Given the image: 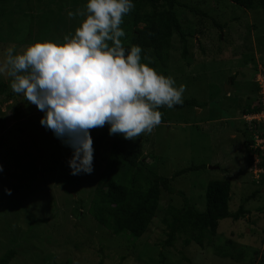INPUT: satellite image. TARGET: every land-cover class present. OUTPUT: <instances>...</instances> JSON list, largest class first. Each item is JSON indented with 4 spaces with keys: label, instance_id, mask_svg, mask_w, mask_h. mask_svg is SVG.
I'll return each instance as SVG.
<instances>
[{
    "label": "rangeland",
    "instance_id": "obj_1",
    "mask_svg": "<svg viewBox=\"0 0 264 264\" xmlns=\"http://www.w3.org/2000/svg\"><path fill=\"white\" fill-rule=\"evenodd\" d=\"M52 1L56 2L29 0L27 4L14 0L0 6V31L9 27V22H15L16 18L14 25L18 30L17 36L0 41V60L8 47L21 51L37 40L61 42L65 35L74 34L75 28L83 19L76 13L78 10H85L83 6L86 0H58L57 3L60 2L62 8L59 7L60 4H52ZM199 1L202 3H199L200 7L193 4L198 8L197 13L180 12L182 23L192 29V37L187 41L189 57L182 58L181 44L174 38L168 53L169 61L162 65L158 62L159 67H152L160 74L172 77L177 87L183 84V101H193L198 108L166 111L167 124H159L150 133H142L135 139H124L120 134L115 136L124 141L126 149L140 153L142 162H147V167L160 177L170 178L175 172L190 166H205V169L176 178L171 183L173 193L162 191L155 221L151 223L148 235L142 242L128 244L94 225L90 227L94 226L90 229L92 235L84 233L87 224L90 225L89 222L95 223L88 217H84L86 220L79 219L78 217H83L82 212L77 217L74 216L73 201L70 198L75 196L76 200L78 195L86 196L87 192H91L103 165L98 169L94 167L89 177L80 175V186L75 188L72 196L65 193L79 181V175L68 172V176L62 179L55 168L58 163H47V147L42 143L38 132L34 131L33 126L37 121L32 119L25 123L29 134L18 133L16 138L12 136L2 146L7 150V147L16 148L15 155H23V162L29 156L37 157L36 164L39 169L43 170L45 164H48V172L51 174L47 173L46 176L44 171L39 172L37 176L45 182L38 183V187L26 179L25 185L20 186L19 193L23 194L18 199L12 193L5 194V189H11L12 186L4 187L0 181V257L11 249L16 252L9 264H67L66 261L69 264H98L102 257V264H162L159 252L164 254L163 264H236L230 259H220L215 255L217 250L213 249L223 247L224 251H230L224 245V240L231 238L230 232L239 245H245L243 249L246 250V256L241 264H249L253 247L259 251L253 264H264V260L261 261V255L264 259V173L263 170L259 172L255 169V156L252 157L254 163L251 169V158L249 159L250 155H247L244 148V138H250V135L241 133L245 132V125L240 113L247 105L254 107L257 97L253 92L256 72L251 67L263 64L264 10L244 12L231 5L228 0ZM27 5L30 7L29 11L25 9ZM16 8L25 17L11 16L10 13ZM69 12L74 15L69 17ZM199 12L206 16H200ZM215 23L223 29L219 30ZM11 28L9 31L13 33L14 26ZM3 36L1 34L0 38ZM18 39L24 40L23 42L27 39L28 43H19L16 41ZM0 79L5 80V74H0ZM227 84L231 86L228 87L230 95L226 92ZM29 104L33 110L31 108L29 112H24L20 109L22 106H29L22 94L8 95L7 103L0 104V137L12 126L23 124L34 114L43 115L34 104ZM19 109L24 114L13 117L14 112ZM245 122H248L247 119ZM103 127L108 129L107 124ZM103 127L90 130L92 140L103 133ZM106 140L111 142L110 137ZM62 153L59 155V162L64 165L63 172V169L67 170L72 150L67 146L65 159ZM11 167L5 169L10 172ZM24 168L18 165L15 172L20 173ZM6 180L8 184L19 181L9 177ZM212 181L230 182V210L235 212L243 205L248 211L245 219L221 221L212 246L204 244L200 248L193 242L184 246L178 238L173 248H166L169 251H165L164 247H151L164 241L165 226L162 222L167 206H181L185 196L196 209L205 207V188ZM64 185L66 187L62 188ZM24 187L30 189L26 190ZM255 192L254 197H250ZM202 195L203 198H199ZM244 200L248 202L243 203ZM30 226L32 229L28 231ZM59 227H62V231ZM25 233L29 235L25 236ZM76 244L79 245L74 248ZM250 245L253 246L252 249ZM178 252H182L190 262L182 261ZM100 254L104 256H98ZM120 257L124 260H120Z\"/></svg>",
    "mask_w": 264,
    "mask_h": 264
},
{
    "label": "trees",
    "instance_id": "obj_2",
    "mask_svg": "<svg viewBox=\"0 0 264 264\" xmlns=\"http://www.w3.org/2000/svg\"><path fill=\"white\" fill-rule=\"evenodd\" d=\"M11 1L14 0H0V6L3 7ZM21 1L27 3L29 0ZM66 1L69 2L70 0ZM57 2L58 0H56V2L52 1V4L55 5ZM228 2L244 12H249L255 9L264 10V0H228ZM133 3L135 7L123 17V20L126 21H124L122 26L125 36L121 38V41L125 39V42H122L125 49L127 50L132 45H139L142 49V62L148 63L150 67H155L158 62L162 65L169 61L168 53L170 52L169 50L171 49L173 39L176 38L181 44L182 58L185 59L189 55L187 41L189 37H192V29L189 25H184L182 23L180 12L188 11L190 13H197L198 8L196 6L200 7V4L202 3L199 0H133ZM194 3L196 6L193 5ZM58 4H60V2L56 5ZM59 7L62 8L61 4ZM25 9L30 10L29 5H27V7L25 6ZM50 12L52 13V10ZM10 14L11 16L25 17V14H23L21 10H17V8ZM198 14L200 16H206L202 12H199ZM16 19L15 22H9V27L6 29L3 28L0 31V35H4L3 38H0V41L4 38L7 40L11 37L17 36L18 30L14 25ZM48 23L49 22H46L47 25H49ZM50 25H52V23H50ZM215 25L219 30L223 29L222 26L216 23ZM11 26H14L13 33L9 31ZM244 35L246 36V32H244ZM21 40L22 39L19 41L18 39L16 41L22 44L28 43L27 39L26 42ZM126 41L128 43H126ZM257 46H259V44ZM263 57L261 58V62L263 63L262 66L259 65L258 68L257 64H255L251 67V70L254 72L259 71L264 76ZM5 78V80L0 79V104L7 103L8 95H17L11 90V78L6 74ZM253 92L256 97V86L253 87ZM26 103L30 107L22 106L20 109L24 112H26V110L29 112L31 108L33 110V107L27 102V100ZM186 107L192 109L198 108V105L193 101H183L182 104L174 105L171 109L166 106L159 108L158 110L162 112L160 124H167L168 122L166 111L172 109L180 110ZM20 109L17 110V112H14L15 115L13 117L24 114H22ZM260 111L261 107L259 104V98L257 100L256 97L254 107L247 105V107L240 113L242 117L249 114H258ZM42 116L43 115L34 114L31 116L32 118H29L28 120L26 119L23 124H15L12 126L8 132L0 137V146H2V144L6 145V140H10L12 136L16 138L18 133L29 134L25 123L32 119L36 120L37 122L34 123L33 128L35 129L34 131L38 132L41 136L42 143L47 147L46 152H48L49 157L47 163L50 165L58 163L55 168L60 172V176L63 179L68 176V172L70 173V168L67 166V170L63 169L62 172V167L64 165L59 162V155L64 151L63 158L65 159L67 157V145L57 139L51 130L40 125L39 119ZM244 125L245 132H241L240 130L236 131L241 132L243 135H246V133L248 135L256 134L259 138H264V125L254 123L248 127L245 122ZM108 137L111 138V142L106 140ZM92 142V147L94 149L93 168L96 167V169H98L103 165V168L96 179L95 188L91 190V192H87L86 196L78 195V199L75 200V196H72L71 193H75V188L80 186V175L82 177L83 175L89 177V174L81 172L78 174L79 178L77 180L79 181L74 183V186L70 187L65 193L72 196L70 199L73 201V203H71L74 206V216L77 217L79 212H82L81 214H83V217L80 214L81 217H78L79 219L86 220L84 217H88L96 224H91L88 220L90 225L87 224L84 233L91 234L90 229H93V227L96 226L100 230H107L112 236L120 238L128 244H137L140 241L142 242L143 238L147 237L149 227L151 223L155 221L159 209L162 191L169 194L173 193L174 188H172L171 183H173L176 178L205 169V166H190L186 169L175 172L170 178L160 177L147 167V162H142L143 157H141L142 155L140 153L126 149L124 141L119 140L115 134L109 135L108 129L103 127V133L97 135ZM14 146H16V144ZM251 146H253L251 138H244V148H246L247 155H250L249 159L251 158L252 162L251 169L254 163L252 157L255 156L259 161L257 166L260 170H263L264 173V152L253 150L250 148ZM2 148L3 149L0 148V166H2L3 170L0 171V181L4 187L12 186L10 190L16 199L22 197H20V195L23 193H19V189L20 186L23 187V185H25L24 182L26 179L31 180L32 184L38 187V183L43 184L45 181L43 178L37 176V174L42 171L46 173V176H48L47 173L51 174V172H48V164H45L43 170L39 169V165L36 164L37 157L35 158L27 155L29 158L23 162V155L21 157L15 155L16 148L7 147L8 150L4 149L3 146ZM71 156L72 155L70 154L69 159ZM11 165H13V167H11ZM18 165L24 166V171H21L20 173L15 172ZM9 167L12 168L10 169V172L7 171ZM248 174L250 177V173ZM7 177L10 179L17 178L19 181L8 184V181L6 180ZM262 177H264V174ZM57 179L59 180V178ZM90 181L91 180H89V182ZM64 187L66 186L64 185L62 188ZM24 188L26 190L30 189V187ZM230 192V182L212 181L208 183L205 188V207L196 209L187 199H185V196L181 206L175 207L168 205L162 222L165 226L164 241L161 244H153L151 247H164L165 251H169L166 248H173L174 243L178 238L181 239L184 246H188L191 242L195 243L200 248H203L204 244L212 246V241L217 236L218 225L221 221L226 219L243 221L248 215V211L245 210L243 205L239 206L235 212L230 210ZM255 194L256 192L250 197H254ZM180 196L183 197L182 194ZM199 198H203V195ZM246 202H248V200H244L243 203ZM57 223L58 222H56V224ZM29 225H31V222ZM92 225L94 226L90 228ZM31 229V226L28 227V231ZM59 230L62 231V227H59ZM39 231L42 232L41 230ZM230 233L231 238L224 240V245L230 251H224L223 247H218L213 248L218 252L214 253L216 256L220 257V259H230V261H233L236 264H241V260L246 256V253H244L246 250L243 249V246L245 245H239L235 241L232 232ZM27 235H29V233H25V236ZM59 238L61 240L62 236ZM78 245L79 244H76L74 248ZM145 246L149 247L148 244ZM252 247L253 246L250 245V249H252ZM258 252L253 247V256L249 258V264L255 263ZM15 254L16 252L12 249L6 251L3 256L0 257V264H9V262L15 257ZM178 255L182 261L186 263L190 262V260L184 257L182 252H178ZM98 256L104 255L100 254ZM158 256L160 262L163 264L165 259L163 252H159ZM103 260L104 258L102 257V260L99 261L98 264H102ZM120 260H124V258L120 257ZM263 260L264 259L261 255V261ZM66 263L69 264V261H66Z\"/></svg>",
    "mask_w": 264,
    "mask_h": 264
},
{
    "label": "clouds",
    "instance_id": "obj_3",
    "mask_svg": "<svg viewBox=\"0 0 264 264\" xmlns=\"http://www.w3.org/2000/svg\"><path fill=\"white\" fill-rule=\"evenodd\" d=\"M134 7L133 0H86L85 10L76 13L83 19L74 34L61 42L37 40L21 51L8 47L0 60V74L11 78V90L34 104L43 113L40 125L71 148L72 175L93 171L91 129L107 124L109 135L132 140L161 123L159 108L183 103V84L177 87L172 77L142 62L139 45L127 50L123 46L120 25ZM260 82L264 76L258 71L253 80L257 100ZM250 138V148L264 152L256 147L264 138ZM255 169L261 171L257 165ZM5 194L11 195V190L5 189Z\"/></svg>",
    "mask_w": 264,
    "mask_h": 264
},
{
    "label": "built area",
    "instance_id": "obj_4",
    "mask_svg": "<svg viewBox=\"0 0 264 264\" xmlns=\"http://www.w3.org/2000/svg\"><path fill=\"white\" fill-rule=\"evenodd\" d=\"M259 87H260V96H261V98L259 99V104L261 107V111L256 116L245 117L244 120L246 121V119H247L248 122L254 121V122H256V124H259V123L264 124V83L260 82ZM263 146H264V142L257 141V144H256L257 148L263 149L262 148ZM257 164H258V162L256 161V163L254 165L256 166Z\"/></svg>",
    "mask_w": 264,
    "mask_h": 264
},
{
    "label": "water",
    "instance_id": "obj_5",
    "mask_svg": "<svg viewBox=\"0 0 264 264\" xmlns=\"http://www.w3.org/2000/svg\"><path fill=\"white\" fill-rule=\"evenodd\" d=\"M227 85H228L227 88L230 87V84H227ZM228 91H229V88L226 90V92ZM210 169H214V168H210Z\"/></svg>",
    "mask_w": 264,
    "mask_h": 264
}]
</instances>
